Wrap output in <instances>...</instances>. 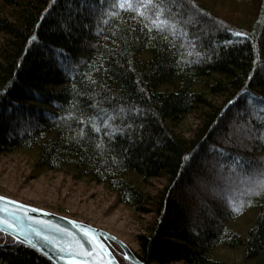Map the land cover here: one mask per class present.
Listing matches in <instances>:
<instances>
[{
    "label": "trees",
    "instance_id": "16d2710c",
    "mask_svg": "<svg viewBox=\"0 0 264 264\" xmlns=\"http://www.w3.org/2000/svg\"><path fill=\"white\" fill-rule=\"evenodd\" d=\"M219 1L248 17L183 0L165 10L174 24L157 29L145 0H0V154L26 152L36 171L104 184L152 215L136 238L144 264H228L213 253L223 248L264 264V105L248 102L264 98V0ZM185 116L196 120L186 137L175 131ZM158 178L165 185L148 192ZM193 188L208 208L196 203L195 218ZM204 188L210 200L198 197ZM248 212L244 237L227 228ZM0 264L54 263L0 232Z\"/></svg>",
    "mask_w": 264,
    "mask_h": 264
},
{
    "label": "rangeland",
    "instance_id": "374dc122",
    "mask_svg": "<svg viewBox=\"0 0 264 264\" xmlns=\"http://www.w3.org/2000/svg\"><path fill=\"white\" fill-rule=\"evenodd\" d=\"M215 7H217L216 9L221 8L222 12L229 17L233 16L235 21L239 19L242 22L248 17V14H244L246 10L241 5L231 7L216 0ZM229 123H231L230 120L228 122V131L230 129L231 132L227 131V134L236 135L238 133L236 132L237 127ZM195 124L196 120L194 117L185 116L180 123L175 125V131L186 137L195 128ZM238 135L240 136V133ZM244 141V137H239V145L244 143ZM201 171L202 169H198L197 173ZM219 178L223 179L221 176ZM195 179L198 182L200 181L199 177ZM164 185L165 181L163 179H151L146 184V190L156 193V190L161 189ZM206 187H208L207 183ZM192 191L190 189V192L185 195V201L188 202L187 212L192 218H195L197 209L195 204L200 200L197 201L195 199L194 191L198 192L199 190L193 188ZM208 191L207 188H204L202 193L200 192L197 195L205 198L204 200H210L208 199ZM0 195L36 208H42L59 216L84 222L92 227H97L114 237H118L131 249L133 254H137L139 250L136 241L137 235L146 233L147 224L152 219V215L149 213L146 215L134 214L125 204H120L115 194H112L104 184L81 179L77 180L71 175H66L60 171H36L31 157L22 151L0 154ZM214 198L217 197L214 196ZM214 198H211V201L216 202L217 200ZM200 204L201 208L204 206L207 208L202 201H200ZM201 212L204 211L201 210ZM205 213H207V217L212 218L213 213L211 211ZM250 213H246L248 215L245 214L240 219L230 221L227 228H231L232 231L244 237L247 233V228L252 223ZM109 243L112 248H114L113 245H117L111 241ZM114 249L117 250L116 248ZM213 253L217 259L228 264H240L243 256L239 248H234V250L216 249ZM119 254L122 253L119 252ZM170 264L186 263L176 262Z\"/></svg>",
    "mask_w": 264,
    "mask_h": 264
},
{
    "label": "water",
    "instance_id": "95a60500",
    "mask_svg": "<svg viewBox=\"0 0 264 264\" xmlns=\"http://www.w3.org/2000/svg\"><path fill=\"white\" fill-rule=\"evenodd\" d=\"M0 217L7 221H0V232L31 246L54 264H120L109 241L121 248L126 261L144 264L118 237L106 231L1 195Z\"/></svg>",
    "mask_w": 264,
    "mask_h": 264
},
{
    "label": "snow or ice",
    "instance_id": "6c2138e0",
    "mask_svg": "<svg viewBox=\"0 0 264 264\" xmlns=\"http://www.w3.org/2000/svg\"><path fill=\"white\" fill-rule=\"evenodd\" d=\"M101 2H103V0H101ZM148 4H151L155 9V16L156 18L153 20V26L156 27L157 29H164L166 26L169 25H173L175 20H168L164 13L165 10H168L169 12H171V8L174 6L177 9H179L182 4H183V0H145L144 4L139 5L140 8L146 7ZM116 6H118L119 8H132L134 5L130 2V0H117ZM112 15H115L116 13L113 12L111 13ZM143 15V13H141ZM172 16L175 18L176 17V13H172ZM171 30V29H169ZM175 34V33H173ZM181 34L186 35V31H182ZM192 39H196L195 36L191 37ZM254 101V103H253ZM248 102L250 104H252V106L254 107L256 104H260V105H264V98H252L249 97L248 98ZM105 124L108 123L107 120L104 121ZM96 131H99V128H96ZM113 131H122V129H118V128H113ZM240 157H237V160H239ZM260 188H264V173H261V178L260 180L257 182ZM258 191L259 188H251L250 191ZM251 201H249L250 203ZM241 205H237L235 202L229 200V204L232 206L234 211H240L241 210ZM0 221H3V217H0ZM5 223H7V221H3ZM11 227H15V225H10ZM87 255V253H85ZM72 264H76L75 261L72 262Z\"/></svg>",
    "mask_w": 264,
    "mask_h": 264
},
{
    "label": "flooded vegetation",
    "instance_id": "af4514ba",
    "mask_svg": "<svg viewBox=\"0 0 264 264\" xmlns=\"http://www.w3.org/2000/svg\"><path fill=\"white\" fill-rule=\"evenodd\" d=\"M107 244L109 248L113 251V253H116L118 255V252L114 248H112L111 244L109 242H107Z\"/></svg>",
    "mask_w": 264,
    "mask_h": 264
}]
</instances>
